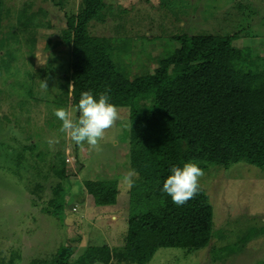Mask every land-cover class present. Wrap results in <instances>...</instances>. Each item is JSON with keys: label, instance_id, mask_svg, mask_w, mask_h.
Listing matches in <instances>:
<instances>
[{"label": "rangeland", "instance_id": "1", "mask_svg": "<svg viewBox=\"0 0 264 264\" xmlns=\"http://www.w3.org/2000/svg\"><path fill=\"white\" fill-rule=\"evenodd\" d=\"M104 1L88 30L127 43L125 62H132V75L155 68L179 47L174 36L181 33L238 34L235 47L264 56V0ZM4 2L3 34L20 29V11L27 19L32 14V24L27 32H18L20 43L10 44L14 56L0 60V257L7 259L16 251L15 264L37 259L48 264L63 245L74 247L71 261L87 245L121 246L130 189L123 178L132 171L128 107L116 106L120 119L105 133L99 150L72 142L60 132L61 121L54 115V109L75 107L71 93H65L70 55L61 31L81 0ZM49 139L58 143L50 146ZM196 165L204 171L200 185L212 205L217 235L203 249L159 248L148 264H264L263 234L253 236L245 247L237 242L249 226L260 231L264 227V169L244 162L228 168L200 161ZM85 179L117 180L116 203L94 205ZM57 186L64 197L62 216L47 212ZM85 192L90 195L86 202L93 204L89 209L79 204V193Z\"/></svg>", "mask_w": 264, "mask_h": 264}, {"label": "trees", "instance_id": "2", "mask_svg": "<svg viewBox=\"0 0 264 264\" xmlns=\"http://www.w3.org/2000/svg\"><path fill=\"white\" fill-rule=\"evenodd\" d=\"M4 5L0 0V52L9 48L1 61L14 56L10 44L20 43L18 32H27L32 24V14L27 19L20 11V29L3 34ZM104 7V0H81L78 12L66 18L61 31L70 55L65 93L77 106L83 91L97 99L107 92L110 103L129 109L130 168L137 175L129 189L127 234L121 246L87 245L74 261V247L63 245L48 264H148L159 248L208 247L216 234L208 194L200 185L194 199L174 205L161 191L170 169L199 161L226 168L244 162L264 169V56L235 47L238 34L181 33L174 36L179 47L155 68L132 75V62H125L127 43L88 30ZM83 183L94 205L116 203L117 180ZM63 201L57 186L47 212L62 216ZM244 233L237 240L243 247L253 236L264 235V227L249 226ZM18 256L12 251L9 258L0 257V264H15Z\"/></svg>", "mask_w": 264, "mask_h": 264}, {"label": "clouds", "instance_id": "3", "mask_svg": "<svg viewBox=\"0 0 264 264\" xmlns=\"http://www.w3.org/2000/svg\"><path fill=\"white\" fill-rule=\"evenodd\" d=\"M43 87L48 88L46 82H43ZM71 87L72 85H69V90ZM109 101L107 92L99 94L97 99L91 91H83L78 105L71 111L63 107L54 109L55 117L61 121L60 132L75 144L87 143L91 149L99 150V142L104 139L105 133L120 119L118 108ZM76 112L79 113L78 117L74 115ZM47 142L50 146L58 143L53 139ZM170 172L161 191L170 196L172 203L177 206L194 199L200 191L203 169L195 163L188 162L182 167L173 166ZM136 175L134 171H129L123 180L131 187L134 183L133 177Z\"/></svg>", "mask_w": 264, "mask_h": 264}, {"label": "crops", "instance_id": "4", "mask_svg": "<svg viewBox=\"0 0 264 264\" xmlns=\"http://www.w3.org/2000/svg\"><path fill=\"white\" fill-rule=\"evenodd\" d=\"M66 151H68V149L66 150ZM69 153V152H68ZM67 155V154H66ZM76 157V156H75ZM80 195H79V204L80 205H82L84 208H87V209H89V208H91V206L94 204H92L91 206H89V204L86 202L87 200H88V198H89V196L88 195H86V192L85 193H79ZM75 196V195H74ZM91 198H92V196H91ZM94 202V201H93ZM88 206V207H87ZM85 211V210H84ZM113 218H114V216H112ZM108 245V244H107ZM110 246V245H109ZM110 247H112V246H110ZM95 264H102V263H100V262H96Z\"/></svg>", "mask_w": 264, "mask_h": 264}, {"label": "built area", "instance_id": "5", "mask_svg": "<svg viewBox=\"0 0 264 264\" xmlns=\"http://www.w3.org/2000/svg\"><path fill=\"white\" fill-rule=\"evenodd\" d=\"M65 161H66V162H69V161H70V159H69L68 156L65 158Z\"/></svg>", "mask_w": 264, "mask_h": 264}]
</instances>
